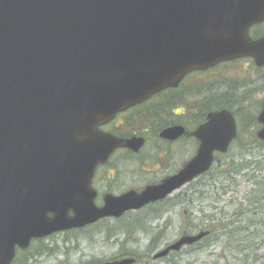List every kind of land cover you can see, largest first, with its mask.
Wrapping results in <instances>:
<instances>
[{"label": "water", "instance_id": "water-1", "mask_svg": "<svg viewBox=\"0 0 264 264\" xmlns=\"http://www.w3.org/2000/svg\"><path fill=\"white\" fill-rule=\"evenodd\" d=\"M263 19L264 0H0V264L34 238L119 218L209 170L237 133L225 108L207 112L189 133L196 152L158 183L107 193L100 205L91 186L115 149L144 144L99 126L191 71L243 57L264 65V35H248ZM256 120L264 142V101ZM158 134L172 141L187 132L174 124ZM207 233L181 235L152 257Z\"/></svg>", "mask_w": 264, "mask_h": 264}, {"label": "rangeland", "instance_id": "rangeland-1", "mask_svg": "<svg viewBox=\"0 0 264 264\" xmlns=\"http://www.w3.org/2000/svg\"><path fill=\"white\" fill-rule=\"evenodd\" d=\"M260 75L261 71L255 70L251 62L244 59L191 74L183 81L176 94L185 98L180 104V110L186 111L183 116L185 122L191 120L193 111L199 114L201 101L212 99L215 93L227 92L232 97H237L235 100H239L243 106L238 115L242 120L236 117L239 129L240 124L244 123L246 111L252 110L257 114L264 100V81ZM129 117L133 116L129 114ZM119 122L120 119L117 120ZM151 122L152 118L147 117L129 127L125 125V121L120 130L128 133ZM246 127L250 125L244 129ZM244 143V139H240L230 146L226 155L218 157L216 164L220 165L219 169L231 157L246 154L249 159H257L261 157L256 155L264 156V147L257 146L258 148L253 147L251 150L249 147L242 148ZM150 150L147 144L137 160L141 162ZM193 152L192 145L184 140L179 158L170 161L169 169L179 166ZM121 157L122 154L118 152L111 159L120 160ZM137 160L135 164L138 163ZM128 163L124 162L126 165ZM164 165L166 162L163 160H150L141 163L133 172H129L127 168L120 169L117 176L119 190H125L129 186L139 187L155 179L158 177L157 173L166 170L163 169ZM151 166L155 168L153 173L147 172V168ZM242 173L243 171L233 177L227 193L216 190L214 186L212 197L219 198L217 203L214 200L211 202V197H199L198 193H193L194 190L209 189L207 179L198 178L169 196L178 198L179 203L176 205H172L173 200L166 199L161 204L118 219L105 218L82 228L83 230L77 228L33 241L26 251L18 253L13 264H98L120 254L129 256L126 254L130 253L138 259L134 264H264V203H260V208L256 209L248 203L252 185ZM225 184L228 185V182ZM211 203L218 209L215 210ZM154 213L159 214L155 216ZM210 217L214 219L211 222L214 230L208 239L185 246L179 251H172L163 258H152L156 251L176 240L183 231H195V222L200 219L208 221Z\"/></svg>", "mask_w": 264, "mask_h": 264}, {"label": "flooded vegetation", "instance_id": "flooded-vegetation-1", "mask_svg": "<svg viewBox=\"0 0 264 264\" xmlns=\"http://www.w3.org/2000/svg\"><path fill=\"white\" fill-rule=\"evenodd\" d=\"M248 35L251 39H257L260 38L264 35V19L258 23H255L253 25H251L248 29ZM247 60L248 62H251V65L254 66L255 70H260L261 71V79L264 81V73H262V70L264 71V65L262 66H257L253 59L251 57H243V58H239V59H235L232 60V62L237 61V60ZM227 62H231V61H224L221 63H218L216 65H214L213 67H210L208 69L214 68L218 65L221 64H226ZM208 69L205 70H194L190 73H188L187 75H185V77L182 79V81L176 86V87H167L165 89L162 90V94L160 95H154L151 96L149 99L145 100L143 103L133 106L131 108L126 109L125 111H122L120 113H117L116 116L109 121L108 123L101 125L100 129H102L105 132L111 133L113 135L116 136H120V137H127L129 135H142L145 139V144L144 146L141 148V150H139L137 153L131 152L126 148H117L111 155L110 157L107 159V161L104 164H100L98 165L95 170H94V174L92 176V181H91V186L94 188V190L96 191V197H95V202L97 205H100L102 203V197L107 194V193H113V194H119L123 191H127L129 189H140L143 188L144 186L148 185V184H152V183H158L161 179H163L164 177L174 173L177 168L180 165H183L184 160L180 163L179 166H177L174 169H169L170 165V161L173 160H177L181 154L182 151V143L184 142V140L188 141V143H190L192 145V147L194 148V152L197 149L198 146V142L197 140L189 135H182L181 137L174 139L172 141L166 140V139H162L158 133L159 130H161L163 127L169 126V125H173V124H178L182 122H178V120H183V116L186 113V111H184V109L181 111V100L185 99L180 97L179 95H176L182 84L183 81L190 76L191 74H197L199 72H204ZM173 92V93H172ZM231 94V93H230ZM186 97V96H185ZM160 105L161 109V113L163 114V116H165L166 118L168 116H172L175 118V120H177L176 122L173 123H168L165 126L159 128L157 121L154 122V120L152 119V122L147 125V126H140L139 128H136L135 130H130L128 133H124L120 130V127L122 126V123L124 124L125 121H127V123L125 125H128L129 127H131V125H133V123L135 122H140L143 121L140 118V114H147L150 113L151 109L154 108L156 105ZM158 105V106H159ZM193 111V110H192ZM132 115L133 117H129ZM139 116V117H138ZM151 118V117H150ZM198 118V113L194 112L192 113V117L190 121H187V125L185 126L186 129L188 130L190 128V125H193V128L196 127L199 122L197 121ZM120 119V122L117 123V120ZM154 122V123H153ZM192 128V129H193ZM119 133L120 135L116 134ZM147 144L149 145V148H151V150L148 153V156L144 159L140 161L137 160V157L140 156L141 152L144 150V148L147 146ZM121 153L123 157H121L122 159L120 160H112L111 157L115 154V153ZM125 159V160H123ZM135 160L138 161L137 164H135ZM150 160H153L156 162V160L159 161H164L166 162V165H164L163 170L161 171V173H157L155 179L139 186V187H134V186H129L127 189L125 190H119L120 188L119 186V178H117L120 169L122 168H127L129 172H133L136 171L135 169L137 167L141 166V163H147ZM127 161L129 162L127 165L124 164V162ZM147 172L153 173L155 172V168H153V166H151V168H147ZM98 200H100V202H98ZM162 201H157L152 203L153 205L158 204ZM122 217V216H121ZM93 224L87 225L83 228L92 226ZM73 230V229H70ZM70 230H66V231H62V232H68ZM75 230V229H74ZM80 230H83L82 228H80ZM62 232H55L53 234H57V233H62ZM48 235L46 237L43 238H47L49 236ZM208 236V235H207ZM43 238L40 239H33L29 246L26 249H17L16 250V254L14 259L16 258V256L18 255V253L22 252V251H26L31 243L34 241H39ZM206 238H203L201 240H205ZM114 258H117L114 257ZM11 262V264H13L14 262Z\"/></svg>", "mask_w": 264, "mask_h": 264}, {"label": "trees", "instance_id": "trees-1", "mask_svg": "<svg viewBox=\"0 0 264 264\" xmlns=\"http://www.w3.org/2000/svg\"><path fill=\"white\" fill-rule=\"evenodd\" d=\"M160 94H162V93H159L158 95H160ZM214 96L215 97H213L212 99H208L207 101L206 100L201 101L200 112H199L198 118H197L198 122H202L204 120L205 114L208 110H212V109H216V108H222V107H225V108L232 110L233 114L236 117H238L239 111L242 110L243 106L240 105L241 102L239 100H235V98H237V97H232L233 95L230 93H227V92L215 93ZM158 105H156L154 108H152L150 113H147V114L141 113L140 114L141 120H144L147 117H151L153 120L157 121L159 128L165 126L168 123H173V122L177 121L172 116H168L167 118L165 116H163V114L161 113L162 108L160 107V105L159 106ZM237 105H239V106L235 109V106H237ZM254 113L255 112L252 110L246 111L247 115L244 119V123L240 124L237 136H236L233 144L237 143L240 139L243 138L244 142H246V143H244V146H242V148L249 147L252 150L253 147H257V146L264 147V144L261 141H259L258 138L256 137L255 132H256V129L258 127V123L256 121V114H254ZM238 120H242V117L241 116L238 117ZM178 122H182V123L187 125V122H185L184 118H183V120H180V121L178 120ZM247 125H250V127H246L244 129V127ZM243 129H244V133L241 134ZM116 134L120 135L119 133H116ZM245 152H246V150H245ZM248 152H249V150H248ZM224 155H226V154H224ZM224 155H222V156H224ZM249 155L250 154H248V156ZM241 156H239L237 158L231 157L230 159L225 160L224 161L225 163L223 164L224 166L222 167V169H219L220 165H217L215 162L214 165L206 173H204L203 175H201L199 177V178H206L207 179V183H208L207 186L209 187V189L208 190L198 189V190H194L193 193H198L199 197H203V196H207L208 198L211 197L212 198L211 202L214 200V203H217L219 198H213L212 197V195L215 191L214 186H215L216 190L220 189V190H222L221 192L227 193V191L231 185V182L234 179L233 177H236L235 175H238V173L243 171L242 176L245 178V180L250 181V183L252 185V188L250 190V195H249L250 197L247 199L248 203L250 205H253V208H255V209L260 208V206H261L260 203H262V202L264 203V156L256 155V156L261 157V158H257V159H249L246 156V154H243ZM216 160H218V157L216 158ZM225 182H228V185H226ZM221 192H220V194H221ZM167 199L173 200L172 205H176L179 203V200L177 197L167 198ZM215 200H217V201H215ZM164 201H166V199ZM164 201H162L158 204H161ZM151 206H154V205H149L147 207V209L150 208ZM206 206H208V205H206ZM211 206L215 210L218 209V207L216 208L215 206H213V203H211ZM239 207H240V205H239ZM200 210L204 211V208H201ZM159 213H157V214L154 213L153 215L156 216ZM213 220H214L213 217H210V219H208V221H204L203 219H200L194 223V228H195V230L196 229H208L211 233L214 230V226L211 223ZM190 232L191 231H189V230H185L182 233H190ZM208 237H206V238H208ZM121 255H125V254H121ZM126 255L133 256L136 260H138L137 257L133 253L126 254Z\"/></svg>", "mask_w": 264, "mask_h": 264}]
</instances>
